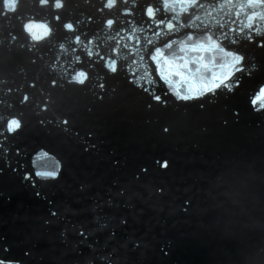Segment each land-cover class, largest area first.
I'll return each instance as SVG.
<instances>
[{
    "label": "water",
    "instance_id": "water-1",
    "mask_svg": "<svg viewBox=\"0 0 264 264\" xmlns=\"http://www.w3.org/2000/svg\"><path fill=\"white\" fill-rule=\"evenodd\" d=\"M253 29L246 0H0V261L264 264Z\"/></svg>",
    "mask_w": 264,
    "mask_h": 264
},
{
    "label": "snow or ice",
    "instance_id": "snow-or-ice-1",
    "mask_svg": "<svg viewBox=\"0 0 264 264\" xmlns=\"http://www.w3.org/2000/svg\"><path fill=\"white\" fill-rule=\"evenodd\" d=\"M219 3H235L236 0H218ZM249 7L255 6V5H264V0H246ZM240 7V5H238ZM236 15H239V11H237ZM257 14L256 13H250L247 17L248 21V27H252V23L254 22V18ZM255 32V36H249V42L255 43L257 48H264V38H261V33L257 29H253ZM264 99V96L261 97ZM259 103V101H257Z\"/></svg>",
    "mask_w": 264,
    "mask_h": 264
}]
</instances>
